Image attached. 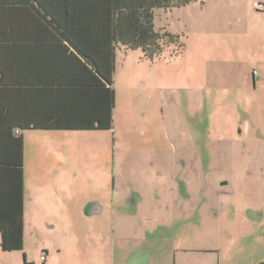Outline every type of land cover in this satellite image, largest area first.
Masks as SVG:
<instances>
[{"label":"rangeland","instance_id":"1","mask_svg":"<svg viewBox=\"0 0 264 264\" xmlns=\"http://www.w3.org/2000/svg\"><path fill=\"white\" fill-rule=\"evenodd\" d=\"M261 1L157 10L180 44L154 62L117 53L111 133L25 134L31 264H120L122 242L169 264L183 250V264H264ZM0 264L24 252L0 248Z\"/></svg>","mask_w":264,"mask_h":264},{"label":"trees","instance_id":"2","mask_svg":"<svg viewBox=\"0 0 264 264\" xmlns=\"http://www.w3.org/2000/svg\"><path fill=\"white\" fill-rule=\"evenodd\" d=\"M196 1L0 0V28H53L56 38L65 41L89 70L83 84H70L66 86L68 90H63L64 95L67 91L71 95L65 99L64 109L55 110L62 111L57 121H52L45 113L20 117L13 120L6 140L16 129L18 132L29 129L111 130L116 103L113 84L117 49L139 50L150 62L160 59L180 41L167 31L155 29L156 11L181 8ZM44 91L51 95L53 89ZM18 141L20 150L8 144L0 145V248L4 252L24 250L23 141ZM14 160L17 164L13 167Z\"/></svg>","mask_w":264,"mask_h":264},{"label":"crops","instance_id":"3","mask_svg":"<svg viewBox=\"0 0 264 264\" xmlns=\"http://www.w3.org/2000/svg\"><path fill=\"white\" fill-rule=\"evenodd\" d=\"M257 3V2H256ZM255 3V6H256ZM262 8L258 11L262 13L264 10V0L259 2ZM56 30L46 27H6L0 28V145L6 144L14 146L20 150L19 139H21V150L23 154V178H24V261L31 264L29 256L26 254V201L29 194V180L31 172L28 169L27 143L26 133H60V134H108L115 129V111L117 106V91L115 89V76L113 88L116 91V103L113 110V128L111 130L97 129H16L7 139L9 128L13 127L14 121L20 117L39 116L45 113V116L52 118V121L62 115L56 112V109H64L66 107L65 99L71 95L67 91L64 95L63 90H68L67 85L81 82L83 84L84 76L87 70L84 60L76 54L72 53L71 48L65 45V41L56 38ZM63 42V43H62ZM119 51L128 54L123 48ZM118 65V64H117ZM116 65V71H117ZM116 75V72H115ZM255 81V78H254ZM256 84V83H255ZM85 86V85H84ZM109 87V86H108ZM257 88V86H256ZM44 89H53L51 95H47ZM73 100L71 99V103ZM60 105V106H59ZM16 123V122H15ZM16 125V124H15ZM6 130V131H5ZM12 141V142H11ZM14 155V154H13ZM15 156V155H14ZM17 156V155H16ZM12 164H17L16 160ZM46 172V171H45ZM43 171L37 176V181L54 179L46 176ZM55 195H61L54 189ZM72 194V190L68 195ZM144 240V239H141ZM1 243V238H0ZM144 242L136 243L131 250L128 245L122 242L119 251L120 264H169L170 257L166 256L161 261H154L149 250L146 249ZM151 251V250H150ZM16 251H13L14 253ZM186 250L180 254H176V264H183L186 259ZM47 256L49 252H45ZM208 256L210 252H205ZM179 255H182L181 257ZM26 256V257H25ZM205 259V258H204ZM42 260V259H41ZM209 262L212 260L208 257ZM43 261V260H42ZM47 262V261H46ZM45 262V263H46ZM197 264H203L205 261L196 260ZM190 262V264H196ZM111 264H116L115 257H112ZM218 264H223L218 262Z\"/></svg>","mask_w":264,"mask_h":264},{"label":"built area","instance_id":"4","mask_svg":"<svg viewBox=\"0 0 264 264\" xmlns=\"http://www.w3.org/2000/svg\"><path fill=\"white\" fill-rule=\"evenodd\" d=\"M257 8H262V6L260 4H256ZM44 259V257L42 258V260Z\"/></svg>","mask_w":264,"mask_h":264}]
</instances>
